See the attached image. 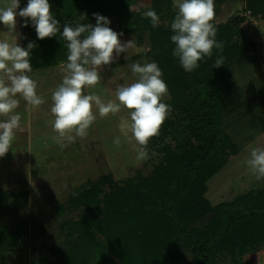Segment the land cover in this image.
<instances>
[{"label": "rangeland", "instance_id": "obj_1", "mask_svg": "<svg viewBox=\"0 0 264 264\" xmlns=\"http://www.w3.org/2000/svg\"><path fill=\"white\" fill-rule=\"evenodd\" d=\"M76 1L68 0L70 7H77L70 17L74 19L73 27L95 21L94 14H99L108 18L112 30L122 33L118 37L122 44L135 38L136 47L144 49L137 54L130 48L118 57L114 52L113 62L99 69L101 81L108 80L110 84L101 89L100 82L95 88L84 89V94L96 92L104 99L115 100L119 86L137 80L131 64L155 62L149 31L145 30L139 36L136 30L125 31L121 19L111 9L115 0ZM48 2L60 27L53 54L56 57L68 55V42L62 35L66 1ZM172 4L171 10L177 14L174 0ZM214 5V26L216 30L223 27L222 31L217 30L215 39L224 47L222 52L213 48L211 57H223V65L215 68V76L223 93L220 113L229 137L231 150L228 153L233 151L234 155L222 165L214 160L211 175L198 178L197 195L186 208L190 234L206 228L207 233L217 232L214 225L224 227L230 213L225 212L221 220L218 215L223 209L216 213L220 206L229 205L233 211L242 214L264 210V178L258 180L247 165L251 150L264 148V83L261 86V80L264 82V0H214ZM151 7L152 0H136L130 10L145 18L144 13ZM16 11L19 13V8ZM172 12L163 8L159 16L162 26L171 27L176 16L172 18ZM24 22L17 15L14 33H9L0 22V40L14 42L16 36L18 46L25 49L28 43L39 40L35 50L37 52L40 47L45 59H34L33 62L39 65L33 66L28 75L37 83V93L44 92L50 97L62 83L67 55L56 60L49 55L47 47L44 53L43 43L53 40L39 39L31 19L26 27L30 31L24 28ZM133 55H140L145 61L140 57L133 59ZM201 63L191 72L194 76L190 78L199 76ZM103 75L107 79L102 78ZM168 98L169 91L162 102ZM23 103L26 106V101L20 99L16 109L21 114V121L15 130V140L9 151L0 157V264H126L123 253L117 250L118 245L123 242L122 249L126 248L130 253L135 235L143 237L149 229L152 232L148 234L147 245L151 246L150 251L159 258L160 264H192L191 248L183 237L174 233L176 231L165 219L155 215L135 225L136 213L143 203L137 200L135 203L139 206L134 203L131 208H126L125 205L133 187L138 190L139 186H149V182L158 186L161 174H166L176 142L164 139L162 143L159 135L162 130L165 135L183 131L185 122L181 118L169 112L159 135L148 142L147 158L138 160L140 146L134 140L125 139L119 129L122 119H130V110L126 108L106 117H100L94 109L96 120L87 130V136L77 137L71 143L63 141L65 146L61 147L54 139L57 135L52 127V99L47 101L46 107H43L44 103L38 106L42 107L39 114L35 111L29 123L22 122L26 115L22 111ZM5 119L0 116V121ZM169 125L173 127L169 128ZM116 137L121 139L119 147L114 144ZM160 149L162 152L158 151ZM101 177L108 178L104 192L107 195L117 193L116 202V195L107 202L104 201L105 193L93 197L91 186ZM84 194L91 198L88 207L84 203ZM144 207L152 213L150 203L145 202L141 209ZM112 228L114 234L110 236ZM230 231L228 239L221 237L218 240L215 264H264V220L258 217L244 219Z\"/></svg>", "mask_w": 264, "mask_h": 264}, {"label": "clouds", "instance_id": "obj_2", "mask_svg": "<svg viewBox=\"0 0 264 264\" xmlns=\"http://www.w3.org/2000/svg\"><path fill=\"white\" fill-rule=\"evenodd\" d=\"M20 0H0V22L14 33L16 17L25 18L24 27L31 19L37 36L43 40L60 32L59 21L50 11L48 0H28L27 6L17 13ZM178 13L171 23L174 34L171 41L176 45L173 55L179 58L183 69L192 72L198 68V61L211 57L213 48L223 51V43L217 42L214 0H174ZM144 15L151 20L155 28L160 18L155 10H148ZM95 26L65 23L63 38L68 42L67 63L63 65L65 75L62 83L53 91L51 113L54 116L53 131L57 133V143L61 147L73 142L75 137L87 136V130L96 120L94 109L100 117L117 114L121 108L130 110V119H122L119 124L125 139L134 140L140 147L137 159L147 158V145L152 137L159 135L160 128L171 111L170 106L162 102L168 94V88L162 79V71L156 62L144 65H130L137 80L129 85H121L116 89L115 100L104 99L96 92L83 94L85 88H95L101 82L99 69L113 62L115 52L120 53L134 49L137 54L144 51L136 47L135 38L121 43L119 35L108 25V18L94 14ZM83 35V38L82 37ZM35 44L30 42L27 49L7 39L0 40V157H3L15 140V130L19 128L21 114L16 112L20 99L33 108L44 103L37 94V83L28 75L33 71L30 64V51ZM128 59V56L125 57ZM223 65V57L215 60L214 67ZM19 97V98H18ZM75 134V136L73 135ZM114 144L119 147L120 137ZM247 165L259 180L264 178V148H253Z\"/></svg>", "mask_w": 264, "mask_h": 264}, {"label": "trees", "instance_id": "obj_3", "mask_svg": "<svg viewBox=\"0 0 264 264\" xmlns=\"http://www.w3.org/2000/svg\"><path fill=\"white\" fill-rule=\"evenodd\" d=\"M63 1H66L67 6L65 7V23L72 22L70 25L73 26L74 19L70 17L72 13L77 11V7H70L68 0ZM76 2H79V0ZM135 2L136 0H115L111 8L112 12L121 19L125 31L136 30L138 36L145 30L149 31L150 47L152 49L151 55L154 56V61L161 68L164 74L162 75V79L166 82L169 91V98L165 103L170 106V113L177 115V117L185 122V127L183 131L177 134L175 132H167L165 135V132L162 130V134L159 135L162 137V143L165 140L167 142L169 140L176 142V146L173 149V153L175 154L170 157L167 166L169 168L166 170V174H161L160 183H157L158 186H155V182L154 185L149 182V186H139L138 190L133 187L129 193L135 198L129 194L130 197L128 200L126 198L125 201L128 203L125 205L126 208H131L137 200L143 203L140 206L135 203V205L140 207L136 213L138 219H136L135 225L137 223L139 225L148 219L150 220L155 215L165 219L169 223V226H171V229L176 231L174 233L183 237L186 240V244L191 248L193 254L192 264H215V247L218 245V240L221 237L228 239L231 233L230 230H233L236 224L242 223L244 219L258 217L264 220V210L256 209L242 214L238 210L233 211L229 205L220 206L216 213L218 214V211L220 212L223 209L218 215L221 220L225 216V212L230 213L226 222L223 221L224 227L220 228V225H214L218 230L217 232L214 230L211 233H207L208 228H206L200 232L192 231L193 233H189L190 218L186 208L190 201L194 200V197L197 195L198 178H207L209 174L211 175L213 172L212 162L214 160L216 164L220 165L228 161V159H231L232 155H234L233 151L228 153L231 150L228 143L229 137L226 134L220 113V110H222L223 93L219 81L215 76L216 70L214 63L216 59L204 57L198 61V63L202 62V68H200L201 73L198 77L190 78L194 75L191 72L185 71L179 62V58L173 55L176 45L171 41V36L174 34L171 27H165L159 23L157 27L153 28L150 18L140 17L134 13L133 15L130 9ZM27 3L28 0H20L19 11L26 7ZM172 3L173 0H152L151 10H155L157 15L160 16L162 15L163 8L165 10L169 9L170 12L173 11L171 10L173 8ZM175 15L176 13L173 11L172 18ZM24 20L25 18H22V21ZM28 21H30V18H28ZM92 22L88 24H96V20H92ZM24 28L29 30L26 27ZM222 28L220 26L217 30L222 31ZM47 39H52L53 41L50 40L43 43L44 53L46 52L45 47H47L49 49V55L52 58H56V60L63 59L62 57H65L67 53L59 57L53 54L57 49L55 44L56 35ZM38 41V39L34 40L35 46ZM41 50L38 47L36 52L34 47L30 51V64L32 67L39 65L33 62L34 59H45L41 54ZM37 53L40 55L38 56ZM140 55L137 57H140ZM171 127L173 125H169V128ZM164 147L168 149V146L164 145ZM158 151L162 152L161 149ZM107 182V177H101L93 182L91 186L93 197L98 198L99 194L105 193L104 201L107 202L113 198L112 196L117 194L107 195L104 192V187ZM123 197L121 196L122 199ZM90 199L84 194V203H86L85 205L87 207L91 203ZM116 201L117 195L115 197ZM145 202L150 203L153 207L152 213L147 207L141 209ZM148 231L150 232L144 233L145 236L143 237L141 235L136 237L135 235L134 241H137H132L129 248L130 253H127L128 250L126 248L122 249L123 242L118 245L117 250L121 251L119 253L124 254L121 255L126 264H160L159 258L151 253V246L147 245L150 241V235L148 234L152 232L150 229ZM113 234L114 230L112 228L110 236H113Z\"/></svg>", "mask_w": 264, "mask_h": 264}, {"label": "crops", "instance_id": "obj_4", "mask_svg": "<svg viewBox=\"0 0 264 264\" xmlns=\"http://www.w3.org/2000/svg\"><path fill=\"white\" fill-rule=\"evenodd\" d=\"M252 54H250L249 56H251ZM132 58L133 59H136V60H139L138 58H137V56L136 55H133L132 56ZM144 57H140V59H143ZM144 60V59H143ZM145 61V60H144ZM244 66H245V64H244ZM104 74V73H103ZM258 74H260L261 75V73H258ZM104 77H102V78H105L106 76L105 75H103ZM108 77V76H107ZM110 77V76H109ZM109 77H108V79H109ZM261 78H263V77H261ZM105 79H107V78H105ZM103 80V79H102ZM102 83H101V89L102 88H104V87H107L109 84H110V82L108 81V80H106V81H101ZM104 82V83H103ZM263 80H261V86L263 85ZM107 85V86H106ZM39 96H41L42 98H43V100H44V106L43 107H46V103H47V101L49 102L50 100H51V96L50 97H48L47 96V94H45L44 92H38L37 93ZM83 94H84V90H83ZM22 111H25L24 113L26 114L25 116H24V118H23V121L22 122H26V123H29V122H31L32 120H33V117H34V114H36V112H37V114H39V108H42V107H35V108H33L32 106H30V105H27V102H26V106H24V103H23V106H22ZM26 109V110H25ZM45 109V108H44ZM36 111V112H35ZM32 119V120H31ZM53 121V120H52ZM54 132V131H53ZM55 133V132H54ZM56 135H57V133H55ZM73 135L75 136V134L73 133ZM75 138H77V137H75Z\"/></svg>", "mask_w": 264, "mask_h": 264}]
</instances>
